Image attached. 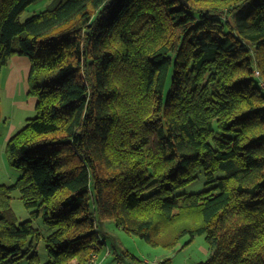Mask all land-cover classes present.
I'll list each match as a JSON object with an SVG mask.
<instances>
[{
    "label": "trees",
    "instance_id": "obj_1",
    "mask_svg": "<svg viewBox=\"0 0 264 264\" xmlns=\"http://www.w3.org/2000/svg\"><path fill=\"white\" fill-rule=\"evenodd\" d=\"M36 1L0 0V84L27 56L37 98L6 145L22 173L0 185V264L40 237L16 189L52 229L44 264L99 256L100 219L170 249L205 235L200 264H264V0H53L23 21Z\"/></svg>",
    "mask_w": 264,
    "mask_h": 264
},
{
    "label": "rangeland",
    "instance_id": "obj_2",
    "mask_svg": "<svg viewBox=\"0 0 264 264\" xmlns=\"http://www.w3.org/2000/svg\"><path fill=\"white\" fill-rule=\"evenodd\" d=\"M53 3V0H38L28 6L21 19L24 21L34 14L51 8ZM255 84L264 93L260 78L256 77ZM1 99L3 101V113L0 119V185H12L18 180L22 172L11 165L10 158L6 152L7 141L4 140L6 126H4L3 121L6 113L8 114L9 100L4 97L3 93H1ZM35 115L36 111L28 112L27 115H24L25 123H27V119L35 117ZM205 187L206 179L202 174L197 180L182 186L176 193L197 192ZM12 207L16 213L17 221L19 223L31 221L33 227L39 231L40 237L34 241L33 249L31 250H29V241L31 239L28 240L23 249L24 256L19 260H7L2 264H32L30 258L34 253L38 255L37 264H44L49 261L51 257L46 240L52 233V229L44 222L42 217H34L32 215V210L25 206L18 189L12 192ZM97 231L103 242V248L99 254L100 264H137V262L132 260L131 255L137 256L143 262L161 261L163 259L168 260L164 264H200L207 261L212 253L205 235H196L194 237L185 235L177 247L170 249L163 245H153L145 239L127 232L112 219H100Z\"/></svg>",
    "mask_w": 264,
    "mask_h": 264
},
{
    "label": "crops",
    "instance_id": "obj_3",
    "mask_svg": "<svg viewBox=\"0 0 264 264\" xmlns=\"http://www.w3.org/2000/svg\"><path fill=\"white\" fill-rule=\"evenodd\" d=\"M30 69L31 62L27 56L15 55L10 59L9 65L3 70L0 92L9 100L8 114L6 113L3 121L4 126H6L5 141H8L16 130L25 125L24 115H27L28 112L36 111L37 98L29 93ZM2 102L1 99V114L3 113Z\"/></svg>",
    "mask_w": 264,
    "mask_h": 264
},
{
    "label": "built area",
    "instance_id": "obj_4",
    "mask_svg": "<svg viewBox=\"0 0 264 264\" xmlns=\"http://www.w3.org/2000/svg\"><path fill=\"white\" fill-rule=\"evenodd\" d=\"M256 75H259V72H255ZM264 86V83L262 84ZM161 261H144L142 264H160ZM86 264H100L99 256L97 253H93L91 258Z\"/></svg>",
    "mask_w": 264,
    "mask_h": 264
},
{
    "label": "water",
    "instance_id": "obj_5",
    "mask_svg": "<svg viewBox=\"0 0 264 264\" xmlns=\"http://www.w3.org/2000/svg\"><path fill=\"white\" fill-rule=\"evenodd\" d=\"M182 2L186 5H188L187 1L186 0H182Z\"/></svg>",
    "mask_w": 264,
    "mask_h": 264
}]
</instances>
